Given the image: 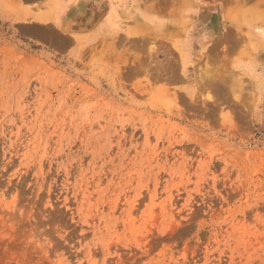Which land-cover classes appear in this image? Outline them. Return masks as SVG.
<instances>
[{
  "label": "rangeland",
  "instance_id": "obj_1",
  "mask_svg": "<svg viewBox=\"0 0 264 264\" xmlns=\"http://www.w3.org/2000/svg\"><path fill=\"white\" fill-rule=\"evenodd\" d=\"M76 5L0 9V264H264V0Z\"/></svg>",
  "mask_w": 264,
  "mask_h": 264
},
{
  "label": "crops",
  "instance_id": "obj_2",
  "mask_svg": "<svg viewBox=\"0 0 264 264\" xmlns=\"http://www.w3.org/2000/svg\"><path fill=\"white\" fill-rule=\"evenodd\" d=\"M50 1L44 7L29 6V10L26 9L27 7L23 10H16L10 8L7 3L2 4L0 9L4 18L13 23L28 22L49 25L57 28L69 39H71L70 36L81 34L83 26L77 16L76 0Z\"/></svg>",
  "mask_w": 264,
  "mask_h": 264
}]
</instances>
